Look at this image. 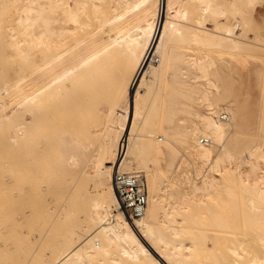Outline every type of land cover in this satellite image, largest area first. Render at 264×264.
I'll use <instances>...</instances> for the list:
<instances>
[{
	"label": "bare ground",
	"instance_id": "1",
	"mask_svg": "<svg viewBox=\"0 0 264 264\" xmlns=\"http://www.w3.org/2000/svg\"><path fill=\"white\" fill-rule=\"evenodd\" d=\"M188 4L200 7L195 22L186 20L185 5ZM212 4L211 0H0V54L9 51L10 56L19 57V63H15L16 77L6 80L0 92V117L5 116L7 128L6 139L3 137L7 147L6 150L3 147V161L6 159L10 168L13 165L21 171L14 179L30 176L29 185L26 182L28 187L19 194L22 214L18 221L28 230L37 228L47 233L53 228L62 229L58 221L64 214L73 217L68 226H73L72 232L68 236L58 235L54 242V258L39 264H82L90 255L88 248L99 243L102 237L109 240L108 244L116 242L122 248L125 244L137 246L157 264H185L193 254L191 243L179 241L175 236L167 238L162 231L170 228L176 236L180 232L176 214L186 207L182 204L184 200L168 203V206L163 202L164 195L171 196L177 187L161 186L144 164L146 156L158 150L151 139L163 138L155 133L156 129L166 117L174 114L157 116L160 83L177 62L183 63L180 69L184 71L187 68L198 70L200 74H195V78H207L214 62L208 53L201 57L190 51L183 52L174 43L189 36L191 41L203 46L226 43L225 46L236 47L242 40L233 34L231 23L221 27L206 24V14L212 12L214 16L222 10ZM132 7L133 11L129 12ZM105 30L114 33L105 38ZM4 41L6 45L2 46ZM156 55V65L146 59ZM103 80H108L111 93L100 99L101 113L107 117L102 125L103 118L97 116L96 128L104 130L102 136L107 143L88 156L84 150L83 154L79 152L82 142L77 141L75 134L89 122L90 113L84 106L96 98V85ZM209 83L215 86L212 81ZM62 90L65 95L60 99ZM4 95L9 99L4 100ZM190 98H201L208 106L213 105L208 88L193 89ZM66 106L70 110H65ZM223 109L210 108V114H196L201 122H194L191 127L193 134H200L195 138L197 155L209 164L207 173L201 169L196 172V175L203 174L201 181L188 176L189 189L186 190L197 202L204 201L217 188L220 180L217 172H235L243 185H255L258 168L255 149L263 148L260 154H264V140L238 155L229 151L224 138L232 114L229 107ZM68 112L70 120L64 115ZM94 112L99 113L98 109ZM54 113L62 117L55 118ZM223 113L226 119L221 117ZM141 115L146 116L144 123L152 120L156 124L148 131L150 134L140 137L137 133L138 137H134L133 130ZM16 117L18 123L14 120ZM231 127L235 128L236 124L231 123ZM17 138L21 140L18 148ZM201 138H207L209 143H201ZM216 142H223L221 149L215 150ZM43 148L56 159L59 175L58 186L53 190L56 195L48 200L34 166L39 156L43 157ZM226 158L234 164L231 170L224 163ZM143 167L147 173V207L142 216L131 221L120 208L114 172L119 168L133 173ZM84 181L93 183L94 194L82 189ZM251 207L260 208L253 200ZM37 232L39 234V230ZM262 241V248L250 256V264H264ZM127 248L129 255L136 256L135 250ZM231 249L235 255L240 253L237 248ZM34 254L31 253V259Z\"/></svg>",
	"mask_w": 264,
	"mask_h": 264
},
{
	"label": "rangeland",
	"instance_id": "2",
	"mask_svg": "<svg viewBox=\"0 0 264 264\" xmlns=\"http://www.w3.org/2000/svg\"><path fill=\"white\" fill-rule=\"evenodd\" d=\"M211 1L212 6L222 10L214 15L216 17L213 16L214 13L212 12L206 14L208 16H206V24L212 26L214 23L215 25L212 27H216V25L221 27L231 23L234 30L233 34L239 36L242 40L236 47L228 44L225 46L226 43L203 46L200 43L191 41L189 36L181 39L178 43H174L177 49L183 50V52L190 51L201 57L208 53L214 62L209 68L207 78H195L194 75L200 74V72L193 68L185 69V73L183 69H180L183 63L177 62L175 68L173 66L171 69V73L160 83L161 93L159 98L161 99H159L160 103L157 106V116L159 118V116L162 117V115L165 116L168 113L174 114L172 117H166V121H163L160 128L156 129L155 133L163 136V138L151 139L157 144L158 150L150 154L152 156H146L144 165L145 168L150 169L149 173H153L157 177L156 179L161 182V186L168 184L177 187L171 196L169 194L164 195L163 202L166 204L165 206H168V203H174L175 201L177 203L184 200L182 204L186 206L185 209H179L176 214L180 229L179 234L177 236L173 235L170 228H165L162 231L167 238L175 236L179 241L191 243V249L194 252L185 264H250V256L253 252H258L262 248V240H264V210H262L264 209V154H260L263 148H254L258 154L256 156L258 168L256 170L257 178L254 181L255 185H243L238 175L230 171L227 173L217 172L216 175L220 179L217 188L212 191L213 193L210 196H206L204 201L197 202L186 189H189L188 181L190 177L198 181L202 180L203 174L196 175L199 169L203 173L209 171V164L204 163V160L197 155L198 144L195 138L199 133L193 134L191 130L194 122L198 124L201 122L196 114H208L210 108L224 110L223 108L226 106L229 107L232 114L231 123L236 124V127L232 128L231 123L226 124L227 137L224 138V144H227L233 155H238L264 140V0ZM185 6L186 20L195 22L200 13V7L197 4ZM133 9L132 7L129 12ZM113 33L114 31L105 30L103 35L108 38L109 34ZM1 45L5 46V41ZM9 53L8 51L0 54V92L6 86V80L9 81L16 77L17 73L15 63H19V57L10 56ZM210 81L215 86L210 84ZM196 88H208L213 105L208 106V103L201 98L192 100L190 95L193 93V89ZM110 89L108 80L101 81L96 85V91L98 92L96 98L94 97L84 106V109L89 110L90 115L88 117L90 120L85 127L79 128L75 134L77 141L80 139L79 141L82 142V145L80 144L82 149L79 150L81 154L85 152L89 156L107 143L105 137L102 136L104 130L96 128V118L97 116L103 118L101 120L102 124L107 117L104 116L103 112L101 113L102 102H100V99L102 96L111 93ZM64 95L65 90H62L58 98L62 99ZM3 99L7 100L9 96L4 95ZM69 108L66 106L65 110ZM149 108H147V111H149ZM97 109L99 113L96 114L94 110ZM54 115L58 119H60L59 116L62 117V114L58 116L54 113ZM64 115L68 120L71 119L70 112H68V115L67 113ZM17 117L14 119L17 121L16 123L19 122V117ZM145 118V115L139 116V124L133 130L134 137L137 136V133L141 134L138 135L140 137L148 135L150 134L148 131L154 128L153 125L156 123L152 120H147V123H144ZM4 119L5 116L2 115L0 117V264H39L42 260L54 258V242L59 238L58 235L63 237L66 234L68 236L72 232L73 226H68L73 217L64 214L59 219L58 224L60 222L61 228H66L64 233L62 229L55 230L53 228V231L50 230L44 233L42 229L36 228L37 231L39 230L38 234L36 229L28 230L26 226L20 225L22 212L19 210L21 209L19 196L23 189L28 187L30 176L25 175L20 179H14L16 174L21 171L15 167L13 168V165H10L12 166L10 168L6 159L3 161L7 149L5 147L6 140H4L7 132ZM141 120L143 121L140 124ZM14 128L17 129V127ZM20 142L21 140L17 138V148ZM222 145L223 142H216L215 150L221 149ZM52 148L55 149L54 146ZM42 151L44 153L43 157L42 155L39 156L36 165L32 164V166H35L39 177V185L41 184L43 185L42 188H45L44 196L48 200L56 195L53 190L58 186L59 175L56 172L58 165L56 159L51 157L52 154L48 149L43 148ZM118 158L117 154V160ZM229 162L230 160L226 158L224 163L228 164L231 170L230 167H233L234 164ZM5 165L8 167L2 168ZM28 166L32 169L30 164ZM138 172L143 175L144 181L147 182V173L144 167L143 170ZM213 172L210 171V173ZM26 182L28 185H26ZM82 189L87 190L91 195L94 194L91 181H84ZM161 191L162 189H160ZM169 191L167 192L169 193ZM41 196L42 194L40 199ZM252 200L260 208H252ZM245 205L247 206L246 209ZM35 223L33 222V224ZM39 238H41L40 244L38 243ZM108 241L102 237L101 241L97 243L98 245L95 244L92 248H88L89 250H87L90 253H87L90 255L88 254L86 262L84 261L82 264H94V262L99 264H157L143 250H139L140 248L137 246L125 244L122 248L120 244L116 242V244L114 242V244H110V242L108 244ZM127 247L135 250L136 256L129 255ZM231 247L237 248L240 253L235 255ZM31 253H35L32 259ZM29 256L32 260L30 262ZM25 259L28 260L26 263Z\"/></svg>",
	"mask_w": 264,
	"mask_h": 264
},
{
	"label": "built area",
	"instance_id": "3",
	"mask_svg": "<svg viewBox=\"0 0 264 264\" xmlns=\"http://www.w3.org/2000/svg\"><path fill=\"white\" fill-rule=\"evenodd\" d=\"M148 58V59H147ZM148 62L157 63L158 56H147ZM226 119V114L221 115ZM201 143L208 144L207 138H201ZM114 183L120 200V208L124 210L129 219L142 216L147 207L148 194L143 175L140 172H127L119 168L114 172Z\"/></svg>",
	"mask_w": 264,
	"mask_h": 264
}]
</instances>
